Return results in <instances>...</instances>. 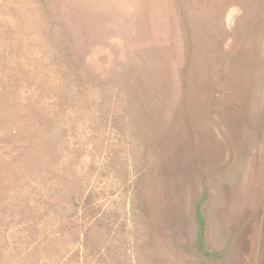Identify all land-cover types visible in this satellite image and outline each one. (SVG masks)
I'll return each mask as SVG.
<instances>
[{
	"label": "rangeland",
	"instance_id": "obj_1",
	"mask_svg": "<svg viewBox=\"0 0 264 264\" xmlns=\"http://www.w3.org/2000/svg\"><path fill=\"white\" fill-rule=\"evenodd\" d=\"M0 264H264V0H0Z\"/></svg>",
	"mask_w": 264,
	"mask_h": 264
}]
</instances>
